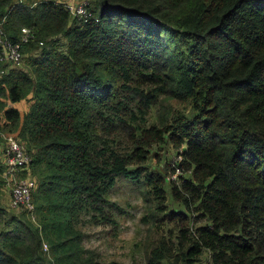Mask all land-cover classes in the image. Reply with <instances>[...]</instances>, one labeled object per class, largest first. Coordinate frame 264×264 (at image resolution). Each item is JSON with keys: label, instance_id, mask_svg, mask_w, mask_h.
I'll use <instances>...</instances> for the list:
<instances>
[{"label": "trees", "instance_id": "trees-1", "mask_svg": "<svg viewBox=\"0 0 264 264\" xmlns=\"http://www.w3.org/2000/svg\"><path fill=\"white\" fill-rule=\"evenodd\" d=\"M87 2L85 20L57 0H0L6 35H35L25 66L0 74V128L31 152L37 180L35 222L0 206V264H121L84 247L79 219L139 174L159 213L168 183L209 222L169 211L184 224L145 264H198L204 250L209 264H264V0ZM28 99L25 112L10 105ZM165 141L179 182L145 171Z\"/></svg>", "mask_w": 264, "mask_h": 264}, {"label": "rangeland", "instance_id": "rangeland-1", "mask_svg": "<svg viewBox=\"0 0 264 264\" xmlns=\"http://www.w3.org/2000/svg\"><path fill=\"white\" fill-rule=\"evenodd\" d=\"M82 1L87 0H75L77 3ZM24 66L23 62L21 67ZM5 72H7V68H5ZM29 101V99L22 100L10 105L24 112L29 107ZM151 116L153 115L151 114ZM1 129L0 164L1 150L4 147L2 134H8L5 133L8 132L7 130ZM150 150L151 155L145 164L147 168L145 171L158 170L163 174L166 171L167 174H165L168 176L170 174L168 167L177 156L176 150L169 141L153 145ZM182 174L184 176L189 175L188 173ZM27 177L25 172H20L12 180H7V178L5 180L2 171H0V206L4 207L9 215H18L23 211L9 206L10 186L14 182ZM138 177V180H133L130 177L118 176L113 187L106 195L108 202L101 205L102 210L91 208L80 216L78 226L83 234L82 244L84 247L97 252L103 262L145 264V259L151 247L156 245L161 238H166L165 241L173 240L179 227L184 224L178 220L175 213L171 214V217L168 216L169 211L185 210L188 213V225L191 228L209 223L205 220H195L194 222L193 216L196 213L191 209L186 210L182 204L173 200L168 183L164 185L167 209L165 213H159L158 203L152 197L151 191L148 192L150 189L145 185L143 176L139 174ZM177 181L179 182V179ZM208 256L207 250H204L198 264H209Z\"/></svg>", "mask_w": 264, "mask_h": 264}, {"label": "built area", "instance_id": "built-area-1", "mask_svg": "<svg viewBox=\"0 0 264 264\" xmlns=\"http://www.w3.org/2000/svg\"><path fill=\"white\" fill-rule=\"evenodd\" d=\"M70 13L71 17L78 19L89 18L88 2L80 3L75 0H57ZM35 40V35L31 27L22 26L17 39H10L3 30L0 23V63L6 65L5 68H20L25 61L26 52L24 46ZM43 41H39L42 45ZM19 66V67H18ZM5 68L0 71V74L5 73ZM4 147L1 150L2 176L7 180H12L17 177L18 173H26L27 178L14 182L10 186L9 206L14 209L25 211L32 222L36 221L35 207L32 201V192L37 186L36 177L30 170V162L32 160L31 152H29L20 138L12 133L2 134ZM181 160V156L177 155L172 162L173 171L166 176L168 181H176L179 179L181 170L176 165ZM0 164V165H1ZM178 176V178H177ZM177 179V180H176ZM44 250H47V245L43 244Z\"/></svg>", "mask_w": 264, "mask_h": 264}, {"label": "crops", "instance_id": "crops-1", "mask_svg": "<svg viewBox=\"0 0 264 264\" xmlns=\"http://www.w3.org/2000/svg\"><path fill=\"white\" fill-rule=\"evenodd\" d=\"M16 108H17V107H16ZM17 109H18V108H17ZM25 111H26V109H25ZM25 111H24V112H25Z\"/></svg>", "mask_w": 264, "mask_h": 264}]
</instances>
